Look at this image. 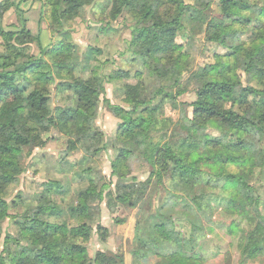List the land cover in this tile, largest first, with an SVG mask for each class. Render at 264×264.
I'll return each instance as SVG.
<instances>
[{"label": "trees", "instance_id": "16d2710c", "mask_svg": "<svg viewBox=\"0 0 264 264\" xmlns=\"http://www.w3.org/2000/svg\"><path fill=\"white\" fill-rule=\"evenodd\" d=\"M98 1L101 0H43L44 12L36 36L26 27L6 31L3 17L19 7L9 0L0 4V46L4 49L0 53V264H125L122 254L109 255L104 250L90 257L88 243L93 227L88 220L94 212L104 203L111 211L124 206L137 208L154 179L157 186L165 187L195 217L206 216L205 189H216L215 181L234 179L214 175L209 167L218 159L236 160L238 144L255 127L251 118L264 115V6H256L250 0H220L222 18H213V0H106L112 20L126 14L132 17L129 53L134 57L133 63L140 66L135 75L137 83L124 87L125 106H118L105 97V84L129 78L130 74L118 71L106 76L93 67L90 76L84 78L83 73L90 68L88 62L97 51L90 48L81 55L72 33L65 30L82 10ZM243 13L256 14L258 27L248 47L240 53L228 40L238 38L241 25L255 22ZM43 20L49 23L51 33L60 38L57 43L43 45ZM187 25L193 32L187 30ZM205 31L209 40L233 53L217 56L215 64L192 75L197 88L193 117L171 125L166 108L184 93L189 40ZM179 37L185 38L184 44L177 43ZM34 45L40 51L38 56L31 52ZM237 54H244L248 60L246 72L251 85L242 87L234 101L250 99L251 107L245 115L229 107L236 86L230 63ZM55 86L59 95L71 92L63 98L69 102L53 105L51 91ZM102 104L111 108L119 120L111 143L116 153L112 176L117 182L99 186L92 177V167L84 168L83 176L89 173L88 187L80 191L76 204L68 211L74 225L62 219L63 212L54 200L65 193H59L61 187L57 183L48 182L34 216L14 220L19 233L15 237L8 234L2 241L1 223L10 217L11 208L6 192L19 182L26 150L38 147L52 130L68 138L67 152L82 151L83 161L88 155L93 157L106 150L105 134L96 126ZM209 129L222 132L225 142L212 140ZM261 153L264 161V144ZM138 158L150 168L146 181L131 175V165ZM247 200V205L260 216L258 199L251 187ZM163 220L166 222V218ZM165 222L154 226L148 237L136 236L140 248L132 252L133 264L152 259L155 264H200L198 255L186 258L170 244ZM97 232L105 239V227L99 225Z\"/></svg>", "mask_w": 264, "mask_h": 264}, {"label": "rangeland", "instance_id": "374dc122", "mask_svg": "<svg viewBox=\"0 0 264 264\" xmlns=\"http://www.w3.org/2000/svg\"><path fill=\"white\" fill-rule=\"evenodd\" d=\"M250 2L256 6H264V0ZM110 9L106 0L98 1L96 5L82 10L80 17L70 22L65 30L72 33L73 41L81 55L87 53L90 48L97 51L88 62L90 68L83 73L84 78L90 76L93 67L97 68L99 74L106 76L118 71L130 74L129 78L115 79L105 84V97L113 105L125 106L124 87L137 83L135 75L140 69L139 65L133 63L134 57L129 53L134 21L128 14L112 20ZM9 12L2 20L6 31L25 27L28 29L30 26L32 35H38L39 27L37 20L33 19L34 16L28 20V17L26 19L21 15L17 21L15 12ZM210 15L213 18H222L220 0H213ZM243 15L255 22L241 25L238 38L235 36L234 40H228L230 45L238 48V52L248 47L258 27L256 14ZM261 21L264 24V18ZM41 30L43 45L48 46L60 40L51 33L49 23L45 20ZM187 30L193 32L189 25ZM206 31L189 40L190 55L183 74L184 93L166 108L167 120L171 125L186 117H193L195 108L192 104L197 100V88L191 79L192 75L207 65L215 64L217 56L233 53V50L209 40ZM214 32L215 30L210 31L211 34ZM177 43L184 44L185 38L179 37ZM31 49L32 54L39 55L40 51L36 45ZM0 53H4L2 46ZM23 62L24 60L19 64ZM247 67L248 60L244 54L231 58L230 70L233 84L236 86L229 107H233V111L241 115H245L251 107L249 98L242 103L234 102L238 99L240 89L251 85L248 83ZM70 94L71 92L67 91L59 95L55 86L53 92L51 91L53 105L69 102L63 101V98ZM251 119L255 127L238 144L237 159L230 162L225 158L218 159L209 167L214 175L230 176L234 179L215 181L216 189H205L206 216L200 214L195 217L177 198L170 196L165 187L157 186L152 179L148 194L137 208L124 206L111 211L104 203L94 212L92 219L88 220L89 225L93 227V236L88 243L90 257H94L97 251L104 250L109 255L122 254L125 264H133L132 252L140 248L136 236L148 237L154 226L165 222L164 217L165 231L171 238L170 244L186 258L198 255L200 264H264V161L261 153V145L264 144V115L253 116ZM118 125L119 120L112 109L102 104L96 126L104 132L107 148L96 156H86L87 161H83L82 151L67 152L68 138L53 130L43 137L38 147L26 150L19 182L11 185L6 192L11 208L10 217L1 223L2 241L8 234L15 237L19 233L20 229L14 224V220L23 221L34 216L40 196L46 191L48 182L57 183L61 187L59 193H65L61 197L55 196L54 200L63 212L62 219L74 225L75 221L70 220L68 211L76 204L80 191L88 187L86 176L88 177L89 173L83 176V169L92 167V177L99 186L117 182L112 176L111 164L116 153L111 143L115 139ZM207 133L212 140L225 142L222 132L209 129ZM131 169V175L137 176L139 180L146 181L150 178V168L142 158L136 159ZM248 187L254 190L258 199L260 216L254 213L255 208L247 205ZM99 225L107 229L105 239H101L100 233L97 232ZM137 264H155V260Z\"/></svg>", "mask_w": 264, "mask_h": 264}, {"label": "crops", "instance_id": "0c3cea01", "mask_svg": "<svg viewBox=\"0 0 264 264\" xmlns=\"http://www.w3.org/2000/svg\"><path fill=\"white\" fill-rule=\"evenodd\" d=\"M5 1L7 0H0V4ZM9 1H11L12 3H14V5L19 7L18 11L14 8L9 12V14L15 12L14 14L17 17V21H18V16L21 17V15L23 17H26V19L29 18L28 20H31L32 17L34 16L33 19L37 20L38 23L37 26L39 27V21L44 12L43 0H9ZM28 29L32 31V28L30 26L28 27Z\"/></svg>", "mask_w": 264, "mask_h": 264}]
</instances>
